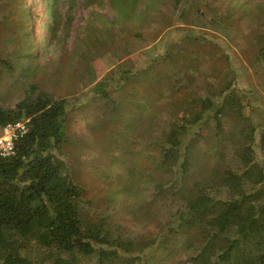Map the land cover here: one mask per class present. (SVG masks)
<instances>
[{"label":"rangeland","instance_id":"obj_1","mask_svg":"<svg viewBox=\"0 0 264 264\" xmlns=\"http://www.w3.org/2000/svg\"><path fill=\"white\" fill-rule=\"evenodd\" d=\"M207 1L212 7H207ZM5 2L0 0L3 105L15 107L33 85L37 92L68 99V128L57 154L82 186L85 210L93 219L105 220L115 235H129L124 242L129 248L133 236L156 235L158 223L168 227L163 212L166 202L154 189L171 181V165L160 159L157 145L148 146L142 135L148 130L145 117L150 109L179 113L174 104L181 96L175 85L180 75L184 84L179 85L192 96L218 99L233 81V88L247 97L250 106L242 108V115L232 113L224 123L225 140L251 138L258 114L264 117V77L256 76L252 64L264 33V0H197L219 24L179 25L177 15L164 14L158 31L156 24L150 29L135 16L118 19L111 0ZM169 73L177 75L169 81L170 77L163 76ZM127 75L131 81L124 83ZM158 75L163 76L162 97L158 88L146 85ZM132 80L137 82L131 85ZM101 93L110 97L106 100ZM138 112L141 127L136 125ZM255 136L259 137L258 132ZM128 137H133L132 143ZM213 140L208 137L209 144ZM179 229L191 236L201 230L184 225ZM173 249L172 255L154 247L146 253L152 256L151 264H173L186 258L180 247Z\"/></svg>","mask_w":264,"mask_h":264},{"label":"trees","instance_id":"obj_2","mask_svg":"<svg viewBox=\"0 0 264 264\" xmlns=\"http://www.w3.org/2000/svg\"><path fill=\"white\" fill-rule=\"evenodd\" d=\"M111 2L118 19L135 16L150 29L156 24L157 31L164 14L177 15L179 25L190 22L196 27L215 26L219 20L200 8L197 0ZM205 4L212 7L211 1ZM258 43L252 64L256 76L263 78L264 33ZM173 75L177 74L163 76L170 81ZM163 76L146 83L158 88L160 97ZM130 77L125 76L124 83ZM177 81L183 86L184 77ZM179 83L175 85L181 96L174 104L179 113L150 109L145 117L148 130L142 135L148 146L157 145L160 159L171 165V181L154 189L166 202L168 227L158 223L156 235L133 236L130 248L124 243L129 235H115L105 220H95L85 210L84 190L57 154L68 128V99L37 92L35 85L13 108H6L0 97V124L28 120V132L17 142L15 153L0 157V264H151L146 250L152 247L170 255L173 247H180L186 258L173 264H264V117L258 114L254 129L258 138L225 140L224 123L232 113L242 115V108L250 106L247 97L233 88V81L218 99L192 96ZM141 117L138 112L137 127ZM208 137L214 139L211 144ZM128 140L132 143L133 137ZM257 176L261 178L253 181ZM180 225L201 230L191 236Z\"/></svg>","mask_w":264,"mask_h":264},{"label":"built area","instance_id":"obj_3","mask_svg":"<svg viewBox=\"0 0 264 264\" xmlns=\"http://www.w3.org/2000/svg\"><path fill=\"white\" fill-rule=\"evenodd\" d=\"M28 120L10 121L0 124V157L15 153L17 142L28 132Z\"/></svg>","mask_w":264,"mask_h":264}]
</instances>
